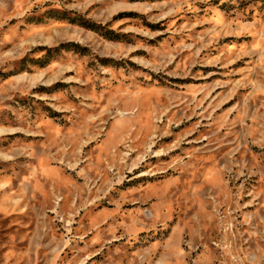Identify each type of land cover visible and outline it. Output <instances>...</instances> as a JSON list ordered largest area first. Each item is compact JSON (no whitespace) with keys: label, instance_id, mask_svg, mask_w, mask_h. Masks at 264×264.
Returning <instances> with one entry per match:
<instances>
[{"label":"rangeland","instance_id":"obj_1","mask_svg":"<svg viewBox=\"0 0 264 264\" xmlns=\"http://www.w3.org/2000/svg\"><path fill=\"white\" fill-rule=\"evenodd\" d=\"M0 264H264V0H0Z\"/></svg>","mask_w":264,"mask_h":264}]
</instances>
